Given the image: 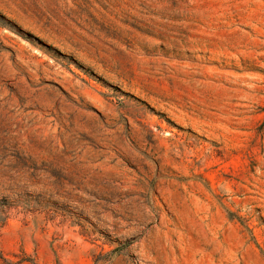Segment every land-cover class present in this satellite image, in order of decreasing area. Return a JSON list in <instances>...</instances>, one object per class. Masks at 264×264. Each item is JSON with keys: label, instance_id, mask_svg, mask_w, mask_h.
Wrapping results in <instances>:
<instances>
[{"label": "rangeland", "instance_id": "1", "mask_svg": "<svg viewBox=\"0 0 264 264\" xmlns=\"http://www.w3.org/2000/svg\"><path fill=\"white\" fill-rule=\"evenodd\" d=\"M0 264H264V0H0Z\"/></svg>", "mask_w": 264, "mask_h": 264}]
</instances>
